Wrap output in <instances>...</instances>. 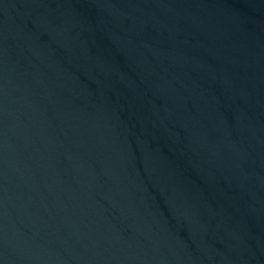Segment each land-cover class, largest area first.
Here are the masks:
<instances>
[{"label": "water", "instance_id": "95a60500", "mask_svg": "<svg viewBox=\"0 0 264 264\" xmlns=\"http://www.w3.org/2000/svg\"><path fill=\"white\" fill-rule=\"evenodd\" d=\"M0 264H264V0H0Z\"/></svg>", "mask_w": 264, "mask_h": 264}]
</instances>
